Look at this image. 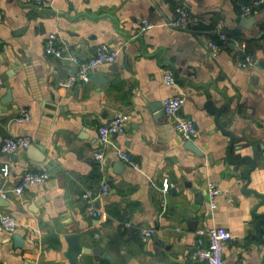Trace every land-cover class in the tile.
Instances as JSON below:
<instances>
[{"label": "crops", "instance_id": "obj_1", "mask_svg": "<svg viewBox=\"0 0 264 264\" xmlns=\"http://www.w3.org/2000/svg\"><path fill=\"white\" fill-rule=\"evenodd\" d=\"M250 1L49 0L40 7L34 0H0V76L12 74L13 94L3 106L7 89L0 90V198L7 204L0 213L19 223L13 234L0 225V264H72L71 235L80 236L83 248L103 246L107 255H81L78 264H204L192 258L197 232L215 227L230 233L226 262L264 264V159L248 181L241 175L248 163L231 175L230 139L207 109L211 102L225 110L221 124L243 140L237 146L249 145L234 154L264 151V5L245 16L241 3ZM178 7L202 24L193 31L168 26ZM144 19L151 30H143ZM216 30L230 39L217 57L208 46L220 42ZM53 34L64 58L46 51ZM243 42L256 60L247 69L236 65ZM102 45L118 52L116 62L93 70L88 83L61 88ZM168 72L175 87L165 84ZM168 98L184 100L180 116L195 120L194 142L204 157L185 148L164 112ZM25 108L32 119L19 124ZM119 113L129 116L127 128L104 143L99 129ZM26 136L45 146L46 168L27 163L26 151L2 152L5 138ZM120 150L138 166L123 162ZM29 171L49 178L17 196L14 188ZM105 181L111 189L99 195ZM211 184L221 190L214 209ZM91 206L103 216L90 214ZM144 229L154 231L151 238H142Z\"/></svg>", "mask_w": 264, "mask_h": 264}, {"label": "built area", "instance_id": "obj_2", "mask_svg": "<svg viewBox=\"0 0 264 264\" xmlns=\"http://www.w3.org/2000/svg\"><path fill=\"white\" fill-rule=\"evenodd\" d=\"M37 6H45L49 0H34ZM264 5V0H251L250 2L241 3V10L245 16H251L257 13ZM143 30H151L154 24L149 20L144 19ZM202 24L201 18L194 15L190 11L183 7L176 9V18L167 23L168 26L183 30L193 31L199 25ZM216 32V33H215ZM217 34L219 41L216 42L214 39L208 42V46L212 51L213 56L217 57L225 47V44L230 40L229 37L222 31H214ZM56 35H50L46 42V51L48 54H53L58 58H64L62 52L57 49ZM241 55L236 59V65L239 68L247 69L255 64V56L250 52L248 45L242 43L240 45ZM118 58V52L111 48L109 45L100 46L96 54L87 61L79 64L76 74L71 75L65 80L60 82V87L66 90L75 88L79 84H85L90 81V75L93 70L105 64H113ZM165 84L169 87H175L177 85L176 79L171 72L165 75ZM3 82L0 78V90L2 89ZM184 100L181 98H168L163 103V109L165 114L173 121L175 130L184 138L186 141H194L199 136L198 126L192 118H184L180 116V110L183 106ZM32 116L29 109H23L20 115L16 118V122L19 124H27L31 121ZM129 116L119 113L115 115L108 123L101 126L99 129L101 140L104 143L110 141V138L115 134H122L127 128ZM32 144L30 137H7L4 139L2 144V152L8 155L16 154L19 151H27ZM120 159L133 167H137L138 163L134 158L125 151H119ZM98 160L102 163L104 161V154L99 153L97 155ZM4 176L9 175V168L5 166ZM49 178V174L46 172L29 171L25 173L19 183L14 188V193L17 196H22L30 187L40 185L46 182ZM169 188L168 181L164 183V190L167 191ZM111 187L108 182H102L99 195L106 194L110 191ZM221 193L220 188L211 184L208 187V197L211 204V208H216V198ZM89 213L94 216H103V212L97 210L94 206L89 208ZM0 225L2 229L10 234L15 233L19 229L18 221L9 214L0 213ZM154 231L151 229L142 230V238L147 240L152 237ZM200 236L198 246L192 252V258L195 261L204 264H230L223 258V251L225 242L229 239L230 233L227 229L222 227L210 228L208 230H198ZM208 238V243H205L203 238ZM264 238V236H263Z\"/></svg>", "mask_w": 264, "mask_h": 264}, {"label": "water", "instance_id": "obj_3", "mask_svg": "<svg viewBox=\"0 0 264 264\" xmlns=\"http://www.w3.org/2000/svg\"><path fill=\"white\" fill-rule=\"evenodd\" d=\"M253 18L254 20L256 19L255 17ZM11 75L12 74L10 72L8 73L6 72L5 74H2V76H0L3 82L2 88L7 89V96L1 100V104L3 106L9 105L13 100V94H12V90H11L10 82H9ZM207 109L211 114L215 116L216 127L225 136L229 137L230 139V144H229L227 155H226V162L232 167H234V170H232L231 175L233 176L240 175L242 167L246 163H248L251 166V168L245 170L241 174L242 178L248 181L250 178L249 177L250 172L254 170L257 166L263 165V162H260V160L264 159V151L261 150L260 147L258 146V147H253V157L251 156L243 157L241 154H234L237 151H243L246 148H249V145L237 146L238 144L243 142V140L241 138H236L234 132L227 130L221 124L220 117L222 113L225 112V110L215 108L211 102H208ZM185 148L199 157H204V153L202 152L200 148H198V146L195 144L194 141H187L185 143ZM26 162L46 168L47 155L45 154V146L41 142L36 141L29 147V149L26 151ZM121 167H118V168L121 169ZM0 206L2 207L7 206L3 198H0ZM263 236H264V233L261 234L260 240H262V244L264 246ZM14 239L19 242L20 246L23 245L24 240L20 234H16L14 236ZM80 239L81 238L79 235H71V236H68L67 238V242L69 244L68 256L72 264H78V258L81 255H95V256L100 255V256H104L105 258H107V255L104 252L103 246H99V247L91 248V249L83 248V246L81 245Z\"/></svg>", "mask_w": 264, "mask_h": 264}]
</instances>
